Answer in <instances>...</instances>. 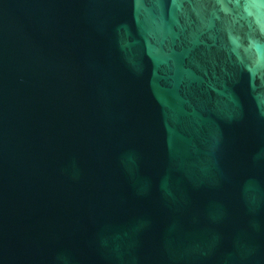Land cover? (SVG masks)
<instances>
[{"label": "water", "instance_id": "water-1", "mask_svg": "<svg viewBox=\"0 0 264 264\" xmlns=\"http://www.w3.org/2000/svg\"><path fill=\"white\" fill-rule=\"evenodd\" d=\"M0 264H264V0H0Z\"/></svg>", "mask_w": 264, "mask_h": 264}]
</instances>
